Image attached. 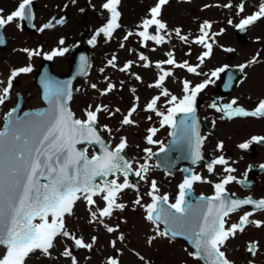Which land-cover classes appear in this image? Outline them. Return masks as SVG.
Wrapping results in <instances>:
<instances>
[{"label":"snow or ice","instance_id":"snow-or-ice-1","mask_svg":"<svg viewBox=\"0 0 264 264\" xmlns=\"http://www.w3.org/2000/svg\"><path fill=\"white\" fill-rule=\"evenodd\" d=\"M75 2L76 0H72L73 4ZM120 4L121 0H105L102 3L101 9L107 13L106 23L99 27L88 40L90 45H94L97 37L101 35L106 40L111 39L113 33L121 27ZM168 4L169 0H156L154 6L148 10L147 17L137 26L140 30L135 33L128 31L123 40L127 41L135 35L140 38L142 47H146L148 41L154 42L157 46L168 43L172 34L168 32L167 24L161 19L163 7ZM32 5L33 0H22L6 18L0 15V30L14 21L31 23ZM223 7L231 8L232 4L227 3ZM244 10L245 5L242 2L237 6V15ZM261 18H264V0L259 4L257 11L242 18L235 27L243 31ZM56 23H63V18ZM228 23L231 25L233 22L229 20ZM52 26L51 23L44 24L39 31L42 32ZM17 27H20L19 23ZM211 28L212 24L204 21L199 26L200 35L192 41L205 49L198 56L199 64L192 66L187 60L178 63L172 51L165 53L166 60L155 64V67L161 70V74L148 87L160 89V92L146 104L144 111L154 113L160 118L159 128L149 127L145 142L147 145H159V150L153 152L150 147L144 148L143 163L129 160L124 155L128 147L126 137H120L119 143L113 147L102 136L105 132L111 136L112 129L107 124L98 128L101 113H107L109 117H112L120 112L119 108L112 111L107 105H96L94 108L90 105L84 111V119L75 117L68 107L73 94L71 80L61 83L45 77L42 98L48 105L47 108L16 115L18 108L13 107L4 115L3 129L0 130V248L3 249L0 251V264H27V260L36 253L40 254L37 259H50L52 258L51 250L55 247L57 239L61 237L71 240L77 249L91 251L97 242V237L93 236L91 242L86 243L83 238H78L67 230L65 218L72 216L77 202L83 200L90 214L89 223L98 222L108 233H114L118 231V228L109 226L104 220L111 218L117 211L125 210L126 205L118 201L121 194L128 189L136 191L133 205L142 208L145 221L154 226L155 231L148 237V244L157 238L183 237L194 249L193 252L188 253L193 259L203 261L204 264H233L222 248L226 241L234 238L237 233L244 232L247 226L252 225L258 229L264 227V221L250 219L256 210H264V198L255 200L251 197L232 198L235 194L229 196L227 186L236 181V177L231 175L235 169L227 166L228 161L224 156H218L207 164V171L213 173L215 166H224L223 172L226 175L219 182L212 184V195H201L195 203H192L190 199L193 185L197 182L211 183L198 173L186 175L178 184V194L174 203L169 202L168 194L160 195V189L154 179L151 180L146 193L150 202L143 203V197L136 184L130 181V177L135 176L147 182L152 168L148 162L169 150L162 141L154 139L160 129L166 127L170 129L168 135L172 137L169 147L182 150L185 153L183 158L190 159L192 164L203 159L201 149L205 138L200 135L196 121L197 97L209 84L214 83L213 78H218L225 68L221 67L212 71L207 79L195 86H192L188 80L182 81L183 95L177 97L164 87L166 78L171 77L173 72L163 70L162 65L186 69L188 73L201 75L197 68L212 54L214 37L221 35L224 31L221 29L219 32L210 33ZM150 29H154V33ZM174 32L180 41H188V37L181 34V29L177 28ZM3 43L4 37L0 34V44ZM58 43L63 45L65 41L61 38ZM120 47H125L123 42L120 43ZM152 50L155 51V49ZM21 51L26 53L29 60L34 56L43 55V59L51 61L56 57H63L68 52V48H53L49 52H42L39 48L35 50L24 48ZM225 51L232 50L225 49ZM138 60L143 62L142 67L146 69L151 66L148 57L143 54L138 55ZM116 61L117 57L113 55L107 64L117 68ZM257 62L254 57L248 64L239 65V68L243 71ZM86 63L85 57L81 56V74L84 73ZM133 64L134 61L129 60L118 70L128 73ZM32 70L31 65L11 70L6 85L0 88V106L5 105L10 99L15 78ZM100 71L103 72L104 69ZM131 75L135 80H141L140 75L135 73ZM107 79L105 77V80ZM3 83L0 81V84ZM91 88L97 89V85L91 84ZM114 88V84L107 83L106 87L100 91V95L106 96ZM132 91L134 92L135 89ZM161 97L168 98L166 111H161L157 107ZM234 105H237L236 99L219 107L214 102L210 107L223 113V117L227 119L264 117V99L250 111L243 107H234ZM136 112L137 105L134 103L127 114L123 115L120 121L121 126L135 125L136 122L132 116ZM147 119L151 120L152 116H148ZM116 131H120V128ZM260 141H264V137H252L250 141L241 143L238 147L248 149L251 143ZM91 147H98L99 151H93L89 155ZM222 148L223 144L218 143L217 150ZM173 162H169V167ZM183 171L187 172L188 169ZM99 202H102L103 207H100ZM246 205H251L253 210L244 212L238 222L228 226L230 215L240 211ZM161 225L164 226V230H161ZM118 239L122 241L123 235ZM111 246L115 248L116 241H112ZM257 246L258 242H251L247 248L248 252L256 255ZM60 256L70 258L71 264H78L68 247L64 248ZM140 259L144 258L140 257ZM106 264H119V260L109 257Z\"/></svg>","mask_w":264,"mask_h":264},{"label":"flooded vegetation","instance_id":"flooded-vegetation-1","mask_svg":"<svg viewBox=\"0 0 264 264\" xmlns=\"http://www.w3.org/2000/svg\"><path fill=\"white\" fill-rule=\"evenodd\" d=\"M152 1L153 0H148L147 5H149V3ZM4 7H7V5H4ZM4 7L0 8V10H2L0 11V15L6 18V16L13 11V8H10L6 11ZM168 8L166 11H164V9L162 10L161 16V19L167 24V29L171 28V26L177 21L175 9L168 10ZM145 13L146 12L144 10L138 20H135L136 17L133 13L132 18L134 21L132 22L142 21L144 19L143 17ZM125 19L127 22H131L130 18ZM68 20L69 17H67V23ZM19 24L20 27L18 28L17 23L14 21L2 30V33L5 37L4 43L0 44V71L8 73L7 75H10L11 70L20 67L31 65L33 69L32 72L38 67L37 63L39 56H34L31 60H29L26 53L22 52L21 49L27 48L30 50H35L39 48L42 50L45 48V45L41 44L40 41L33 43L30 41L27 42V40L21 42L17 46L12 45V47H10L11 42H13V37L10 36V33L13 32L11 28H13L19 34L23 32L26 34L28 32L38 34L39 32L37 27L34 31H27L21 23ZM223 24L225 26L224 22ZM84 26L86 25L83 24V27ZM137 26L133 27L134 33L140 30ZM85 29H87V37H92L96 32V24H89L87 28H83V31ZM83 31H79V37L73 40L68 39L66 35H63L62 38L65 41L64 46L66 45L67 47L74 42L77 43L76 41H78L79 44H82ZM150 31L154 33L155 30L150 29ZM228 31H231L230 34L232 41H221V38ZM168 32L171 33V30H168ZM68 34L70 37L74 36L72 31H69ZM20 36L22 35L20 34ZM219 38V49H213L210 57L206 58L204 63L200 65L199 68H197V71L200 72L201 75L197 76L192 73H188L186 69H184L182 72V77L184 80H188L192 86H195L196 84L207 79L208 74H210L212 71L221 67L225 68V71L220 73L218 78H213L214 83L209 84L197 97L196 116L199 118L201 129L203 126L205 127V130L202 132V137L205 138L203 147L201 149L203 159L198 161L196 164H192L190 159H176L177 148H173L171 151L170 162L174 161L171 163V167L175 170V172L172 173H168L160 168H157V163L155 160H153L151 170L155 171L154 180L157 182V186L160 189V195L165 193L168 194L170 203L175 202V197L178 194L177 186L183 181V178L185 177L180 172L183 164L190 167L193 173H198L205 180L211 182L195 183L191 191V201L195 196L212 195V184L219 182V180L222 179L226 173L223 172L224 166H215L214 172L209 173L207 171V164L221 155L224 156L228 161L227 166L235 169V172L231 173V175L236 177V181H240L239 183L234 181L227 186V190L231 193V195L235 194L234 196L239 197L240 199L251 197L255 200H258L264 198V167H261L264 165V141L253 142L249 145L248 149H240L238 147L239 144L250 141L252 137H264V117H233L232 119H227L223 117V113L217 112L215 109L210 107V105L214 102L219 107L231 102L233 99H236L237 105H234V107L239 106L250 111L254 110L259 101L264 99V18H261L256 23L249 26L246 29V33L242 35H237L235 30L231 26L227 25V29L224 27V31L219 36ZM66 41H68L70 44L66 43ZM124 45V63L129 60L134 61L133 67L131 69H137V74L141 76V80L138 82L121 83L120 80L115 82L107 80L97 81L95 78L94 81H92L91 78L88 83L79 82L77 84L75 96L80 91H87V96L83 97L81 103H79V106L82 109L83 117L84 111L86 110L83 107L86 106L89 108L91 105L94 108L96 105H107L112 111H114L116 108H119L120 112L116 113L112 117H109L107 113H101L99 115L98 126L107 124L112 129L111 136H109V134L106 132L103 133V135L106 141L110 142L113 147L115 144L119 143L120 137H126L128 142V151L131 146H134L131 147L133 153H137L139 155V163H143L144 148L150 147L152 148L153 152L159 150V145H147L145 142V137L149 127L159 128L160 118L156 117L154 113L144 111V108L146 104L152 99V97L159 95L160 89L149 88L148 85L153 84L157 76L161 74V70L157 69L155 64L159 61L166 60L167 57L165 56L166 52L161 50L162 45L157 46L154 42L148 41L146 42L147 46L142 47L140 44V38L135 35L130 37L127 41H124ZM96 46L102 47L100 41H96L90 50L91 65L94 67V49ZM223 46H226V48H222ZM152 49H155V51ZM225 49H231L232 51H225ZM103 51L105 52V50ZM168 51H171L170 46ZM173 53L175 56V52ZM257 53H259L258 56ZM139 54H143L148 57V60L151 64L149 68L146 69L142 67L143 62L138 60ZM5 57H11L14 59L17 58L19 60L23 58L25 62L21 66L13 65L10 61H4ZM254 57L258 62L249 65L243 71H241L240 80L238 82H234V84H231L233 81H235V72L238 70L239 65L248 64V62ZM35 58H37V60ZM62 58L65 59V64L67 67L69 64L67 52ZM186 60L192 66L199 64L198 58L193 55H187ZM162 68L165 71H176V68H173L169 65H162ZM226 69L228 71H226ZM91 76L94 77L93 73ZM18 77L13 81V88L15 91L17 88L16 84H18ZM30 83L33 85L32 76ZM107 83L114 84L115 88L108 95L101 96L100 91L106 87ZM91 84H96L97 89H92ZM222 85L224 86L222 87ZM226 85L232 86L226 89ZM164 87L172 95H176L177 97H181L183 95L182 82L171 80V77L166 78ZM133 89H135L134 92L132 91ZM15 91L11 92V102H14L15 100ZM20 92L22 97H25V94L22 92V90H20ZM74 97L71 100V104L74 102ZM137 97L139 98L138 100L136 99ZM84 98L87 99L83 101ZM167 99L168 98L161 97L160 101H158L157 107L159 110L166 111L168 106L166 104ZM23 101H25L24 98ZM134 103L137 105V112L132 116V119L136 122L135 125L121 126L120 121L122 120L123 115L127 114L128 110L133 106ZM148 116H152V119L148 120ZM213 121H215V124H213ZM117 128H120V131H116ZM169 131L170 129L167 127L160 129L154 139L162 141L165 145L167 143V139L169 138ZM218 143L223 144V148L220 150H217ZM93 151L95 150L91 148V153ZM149 162H152V159ZM123 200L124 192L121 194L119 201ZM101 205V207H103L102 203ZM252 210L253 209L248 205L243 206L240 211L230 215L228 218V225L238 222L239 217L243 215L244 212ZM250 219L264 221V210L255 211L254 215L250 217ZM262 229H264V227L258 229L252 225H249L245 228L244 232L237 233L235 239L237 238V243H243L241 248L242 253L245 249L247 240L249 239L243 238L245 232L252 231L255 233V231H260ZM236 256H238L239 263L244 262V255L241 253L239 254L236 251L232 257Z\"/></svg>","mask_w":264,"mask_h":264},{"label":"rangeland","instance_id":"rangeland-1","mask_svg":"<svg viewBox=\"0 0 264 264\" xmlns=\"http://www.w3.org/2000/svg\"><path fill=\"white\" fill-rule=\"evenodd\" d=\"M146 1V2H145ZM148 0H121L119 6V11L121 12V19L119 21L121 27L117 29L111 39L107 40L104 50L106 49H119V44L122 36L124 35V18H130V23H134L132 14H135V20H138L140 15L144 12ZM18 0H9L7 2H0V8L4 7L7 10L13 8ZM105 0H91V8L87 9L86 18L83 19V14L80 12V8L85 6L84 0H76L75 4L72 3V0H35V15L36 20L34 21L37 28L39 25L43 26L44 24L51 23L53 26L51 28L45 29L44 31H39L38 34L28 32L20 33L16 32L13 28V32L10 33V36L13 37L11 46H17L21 42L27 40L33 43L41 42L45 45V48L42 49L43 52H46L49 48H56V46H61L58 43L59 37L66 35L68 39H75L79 37V31H83V23L86 24V27L89 24H96L101 20L103 21L102 25L107 18V13L101 9L102 3ZM129 2V4H128ZM145 2V3H144ZM177 6H170L168 10L175 9L177 11V28L181 29V34L189 37L187 42H182L177 38L172 43H168L163 49L167 51V48L172 47V50L176 53V56L187 57L185 50L190 52L200 51L202 47L200 45L194 44L192 41L200 35L199 26L204 21H209L212 24L210 33L219 32L221 30L220 24H223L224 19L228 17H234V20H241L248 15H251L254 11L258 10L259 4L258 0H190V3L185 4L184 0H176ZM244 3L245 10L243 13L237 15V6L240 3ZM231 3L232 7L224 10V8H219L221 4ZM67 5V7H65ZM207 5V7H205ZM79 9V10H78ZM62 12L68 14L69 20L66 26L59 27L55 20L57 15ZM125 12V16H124ZM187 13L184 16V13ZM229 12V15L227 14ZM222 13V14H221ZM139 14V16H138ZM181 14V15H179ZM101 18V19H100ZM192 18V20H191ZM200 24L197 25L198 22ZM101 25V26H102ZM97 24V27H101ZM69 29V30H68ZM188 29V31H186ZM231 29V28H229ZM69 31L73 32V37H70L68 34ZM231 31H228L221 38V41L224 42L232 41ZM215 49L218 50V36L214 37ZM102 41V40H101ZM211 42V40L209 41ZM220 42V38H219ZM68 43V41H66ZM23 44V43H22ZM10 49V48H9ZM8 50V49H7ZM101 46H96L94 49V59L95 67L93 68L94 77L89 76V78L84 81L88 83L90 78L92 81L96 78L97 81L105 80L112 81L115 79V68L108 66L107 62L110 59L109 55H105ZM40 57V56H39ZM37 60V58H35ZM4 61H10L13 65L21 66L25 62L23 58L14 59L11 57H5ZM66 68L65 59L55 58L53 62V69L56 72L64 71ZM104 69L103 72L100 69ZM27 73L19 75L17 88H20L25 94V106H35L40 103L37 97V88L34 85H31V76L33 73ZM8 73L0 71V81ZM119 76H121L119 74ZM102 84V83H101ZM4 86L0 84V88ZM87 91H80L74 98L73 102V112L76 117L83 118L82 109L79 106L83 97L87 96ZM87 98H84L85 101ZM11 105L10 99L6 101L5 105L0 106L2 113L0 114V125L3 120V112ZM87 109L88 107H83ZM134 147V146H131ZM129 148L131 155L132 148ZM138 156V155H136ZM135 158V157H134ZM154 176V172L150 171L148 174V181H140L137 185L140 195L143 197V203H149L150 198L147 197L146 193L149 190L150 182ZM136 191L133 189H128L124 191V204L126 208L124 211H117L111 218H105L104 222L112 227H117L118 231L114 233H108L104 226L100 223H89L90 214L87 210L86 204L83 200L79 201L75 205V210L73 215L66 217V228L68 231L73 233L78 238H83L86 243L91 242L93 236L97 237V242L93 246L91 251L86 249H79L78 252H74L71 249V240L66 238H58L55 242V247L51 250L52 258H40L39 253H36L34 256L27 260V264H71L70 258H64L60 256V253L64 250L65 247H68L73 256L76 257L78 264H106V260L109 257H114L119 260V264H203L199 260H195L188 255L191 250L182 248V245L179 243H170L166 238H157L151 244L147 243L148 237L154 234V226L145 221L144 211L138 206H134L132 201L136 198ZM123 235L124 239L121 241L118 239L119 236ZM243 238H249V240L258 242V250L255 261L249 264H264V229L260 231L245 232ZM116 241V247L111 246V242ZM237 238L231 240L225 245V250L229 252V255L232 256L236 251L246 256V252L242 253L241 248L243 243H237ZM0 251H3L0 248ZM228 254V253H227ZM243 256V257H245ZM140 257L144 259L141 260ZM238 261V256L233 257ZM263 262V263H262Z\"/></svg>","mask_w":264,"mask_h":264},{"label":"water","instance_id":"water-1","mask_svg":"<svg viewBox=\"0 0 264 264\" xmlns=\"http://www.w3.org/2000/svg\"><path fill=\"white\" fill-rule=\"evenodd\" d=\"M79 56L85 57V59L87 61L83 74L80 73V57ZM71 58H72V64L68 70V73L65 76H59V75L51 73L49 71V67L47 64H44L45 67L42 66L43 67L42 70L40 71L38 77L35 79V82H37L40 85V87L42 88V97H43V92H44L43 81H44L45 77H49V78L56 80V81H59L61 83L71 80L72 81V90L74 92L73 84L76 83L79 79H81L86 74L87 69L89 67L87 48L86 49L84 48V49H81L78 51L74 50L72 52ZM47 107H48V105H46L44 107H40L39 109H36V110L24 111V112H22L21 115H23V113H25V112H35V111H39L41 109H45ZM17 108L19 110L18 106H17ZM16 115H18V112ZM124 155L126 156L127 159H129L125 153H124ZM176 238H182L183 240H185L183 237H176ZM185 241L191 246V244L187 240H185ZM73 249L77 250V248H75L74 245H73ZM193 251H194V249H193Z\"/></svg>","mask_w":264,"mask_h":264},{"label":"bare ground","instance_id":"bare-ground-1","mask_svg":"<svg viewBox=\"0 0 264 264\" xmlns=\"http://www.w3.org/2000/svg\"><path fill=\"white\" fill-rule=\"evenodd\" d=\"M5 1H8V0H0V2H5Z\"/></svg>","mask_w":264,"mask_h":264}]
</instances>
